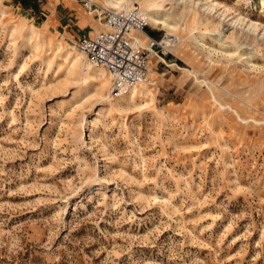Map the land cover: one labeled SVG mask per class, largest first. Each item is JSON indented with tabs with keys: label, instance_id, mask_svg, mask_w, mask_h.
<instances>
[{
	"label": "rangeland",
	"instance_id": "1",
	"mask_svg": "<svg viewBox=\"0 0 264 264\" xmlns=\"http://www.w3.org/2000/svg\"><path fill=\"white\" fill-rule=\"evenodd\" d=\"M212 1L144 22L153 97L119 103L62 56L83 3L0 0V264H264V0Z\"/></svg>",
	"mask_w": 264,
	"mask_h": 264
},
{
	"label": "built area",
	"instance_id": "2",
	"mask_svg": "<svg viewBox=\"0 0 264 264\" xmlns=\"http://www.w3.org/2000/svg\"><path fill=\"white\" fill-rule=\"evenodd\" d=\"M83 3L89 14L95 15L104 28L96 34L81 35L75 49L87 62L104 69L110 76L111 94L115 97L128 94L132 88L150 81V55L159 47L149 39L148 47L140 46L133 31L145 34V24L136 12L104 8L92 0H75Z\"/></svg>",
	"mask_w": 264,
	"mask_h": 264
},
{
	"label": "bare ground",
	"instance_id": "3",
	"mask_svg": "<svg viewBox=\"0 0 264 264\" xmlns=\"http://www.w3.org/2000/svg\"><path fill=\"white\" fill-rule=\"evenodd\" d=\"M92 1L97 3V4H99V5H101L104 8L115 9V10H123V11H126V12H136V13L139 14V16H140L141 12H143V10L147 9V11H145L144 21L143 22H148L149 24H151V25H153L155 27H160V29L166 30L167 33L168 32L169 33H174L176 31H178L179 30V23H180L179 20L176 21V19H174V15L166 12V10L164 9L165 3L168 2V1H177L179 3L180 2L184 3L185 5H186V3H189V4H191L189 6V9H192L195 6L196 7L200 6V9H202L204 12H207L209 14H212L213 12H216L217 9L220 8V9H222V11L220 12V15H219V21L223 22V23L224 22L228 23V21H226V16L230 12V10L227 7L220 6L219 4L213 2L212 0H92ZM188 11L190 12V10H188ZM243 23H244V19L241 17V18L236 19L231 24L235 25V24H243ZM99 25H100V28H99V30L97 32L103 30V28H104V26L101 23H99ZM247 27L252 32H257L258 31V25L255 24V23H250L249 25H247ZM29 32H31V37L34 36L36 38V40L41 41L40 40V32H39L38 29L32 27L29 30ZM136 33H141V32L133 31L132 32V36L134 37V34H136ZM191 33H192V31H191ZM191 33H189L188 39L191 40V41H194L195 43H197L199 46L202 47L203 46V44H202L203 41L200 42L199 39L197 40L195 35L191 34ZM209 36L211 37V40L218 45L219 49H223L224 46L226 45V42L223 40L222 37H220L218 35L213 36L211 34H209ZM134 39L140 46L143 47L142 40H140L139 38H135V37H134ZM51 42L52 41L49 40V42H48L49 45H51ZM36 45L40 46V43L36 44ZM73 47L74 48L69 47L67 50L66 49L64 50L63 48L62 49L60 48V50L63 51V55L62 56H64L65 59H70L69 63L71 64V67L72 68L77 67L79 62L82 61L83 62V67L86 70L99 72L100 77L102 78L103 86L104 87L107 86L109 88L108 90L110 92V90H111V81H110V78H109L110 77L109 74L102 68H96V67L91 66L87 62L85 57L82 54H80V53H78L76 51L75 46H73ZM49 48H50V50H52L51 47H49ZM73 49H75V51L82 58H79V56L76 55V54L72 55L70 51H72ZM54 52L56 53L57 51H54ZM228 56L229 57H232V56L242 57L241 55L237 54L236 51H233L232 53H228ZM243 56H245V60H247V59H251L252 54L249 53V52H246ZM188 75L190 77H192L193 80L198 81L197 78L194 77L191 73L188 72ZM142 85H145V84H142ZM142 87L143 86H141V85L136 86V87L132 88L131 91L128 94L118 96L117 102L120 103V102L134 101L137 98V96H143V95H146V96H149V97H153V94L151 93V90H149L148 88L145 89V88H142ZM214 102L216 103L215 100H214Z\"/></svg>",
	"mask_w": 264,
	"mask_h": 264
},
{
	"label": "crops",
	"instance_id": "4",
	"mask_svg": "<svg viewBox=\"0 0 264 264\" xmlns=\"http://www.w3.org/2000/svg\"><path fill=\"white\" fill-rule=\"evenodd\" d=\"M96 33H97V31H95V32H86V33L80 34V35L77 36L76 40H77V39L79 38V36H81V35H89V36H92V35H94V34H96Z\"/></svg>",
	"mask_w": 264,
	"mask_h": 264
}]
</instances>
